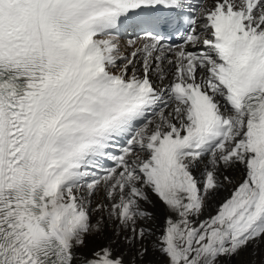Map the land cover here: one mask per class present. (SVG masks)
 I'll return each instance as SVG.
<instances>
[{"label": "snow or ice", "instance_id": "6c2138e0", "mask_svg": "<svg viewBox=\"0 0 264 264\" xmlns=\"http://www.w3.org/2000/svg\"><path fill=\"white\" fill-rule=\"evenodd\" d=\"M0 264H264V0H0Z\"/></svg>", "mask_w": 264, "mask_h": 264}, {"label": "bare ground", "instance_id": "6f19581e", "mask_svg": "<svg viewBox=\"0 0 264 264\" xmlns=\"http://www.w3.org/2000/svg\"><path fill=\"white\" fill-rule=\"evenodd\" d=\"M223 195H224V193H221V197ZM153 199H155V198H153ZM155 211L159 212V209H156ZM108 235H110V233ZM105 242L106 241L103 238L97 239L94 237H89L88 238V248L92 249V248L98 247L100 245H103Z\"/></svg>", "mask_w": 264, "mask_h": 264}]
</instances>
